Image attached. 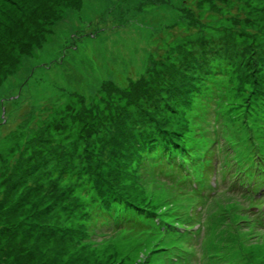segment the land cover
Here are the masks:
<instances>
[{
  "label": "rangeland",
  "instance_id": "obj_1",
  "mask_svg": "<svg viewBox=\"0 0 264 264\" xmlns=\"http://www.w3.org/2000/svg\"><path fill=\"white\" fill-rule=\"evenodd\" d=\"M11 13L22 15L27 28L38 14L41 22L30 32L39 42L26 54L14 49L18 65L0 79V264H167L163 252L148 254L159 245H143L140 231L107 226L86 241L81 204L98 198L157 206L168 194L172 204L182 201L159 182L152 192L136 178L128 151L122 164L112 153L131 128L139 147L160 138L162 130L142 122L162 114L166 126L194 133L191 105L181 107L183 98L174 104L161 91L182 73H194L188 84L196 88L190 96L196 106L212 85L236 86L219 109V138L225 152H232L228 141L235 143L240 174L254 177L249 139L263 133L264 0H0V23ZM174 70L177 79L169 74ZM161 96L168 100L153 106ZM223 187L207 211L210 199L201 201L205 226L187 245L192 258L182 244L178 253L189 264H264L258 203L251 207L238 196L243 188L233 195Z\"/></svg>",
  "mask_w": 264,
  "mask_h": 264
},
{
  "label": "trees",
  "instance_id": "obj_2",
  "mask_svg": "<svg viewBox=\"0 0 264 264\" xmlns=\"http://www.w3.org/2000/svg\"><path fill=\"white\" fill-rule=\"evenodd\" d=\"M79 5L80 1L75 3L74 7H79ZM34 13V11L31 12V18ZM37 16H41V14ZM37 16L35 20L33 19L34 22L30 23L32 26L29 25L28 28L25 25L24 19L20 18L22 15L18 17V15L12 13L4 22L0 23V79L2 75L12 71L18 65V60L13 55L14 49L18 47L20 49V54H26L30 52L34 44L39 42L40 36H37L34 32V35L30 33L38 27L35 25H39L41 22L38 21L39 17ZM2 67H5V69L3 70ZM191 68H195L194 65ZM177 71L178 70H174L169 73L171 79H177ZM182 74L183 79L177 80L175 83L164 82L161 91H164L166 94L170 93L171 98L174 100V104L183 98V106L181 105V107L191 105V110H193L194 113L187 118L189 124L193 126L194 133L192 135H186L182 127L180 129H174L166 126V123L163 122V114L161 116L158 115L157 120L154 118L147 119L142 122L143 127L152 130L158 128L162 130V136L160 138L149 139V142L139 147V144L134 145L135 132L133 128H131L132 130L128 133L130 138L126 136L124 140H121L123 143L120 141L113 146L112 153L119 158L118 164L123 163L124 152L128 151L132 155L129 168L131 172L135 174L136 178L143 183L151 184L165 182L171 185L172 189L174 188V190L178 192L176 193V200H178L187 192L190 193L187 191V187H189L191 191L195 190L191 183L194 184L196 188L203 191H206V188H212L211 184L208 182L206 183V178L210 176L208 169H215L213 160L218 155L221 165L222 160L224 164L221 166L220 179L224 183L229 184L233 178L237 179V183L234 181L231 189L238 190V188H243L245 190L242 192L239 191L238 195L243 198L248 197V200H257L253 195L248 193L249 190L251 192L253 191L251 185H245L252 177L249 178L248 176H244V174H240L239 168L243 164L241 158H237L235 161L232 158L235 143L228 141V146L232 152H225V149H223L225 145L221 143V139L219 138V133L223 131L221 130L223 118L221 117L219 109L226 96L232 92L233 89L236 90V86H224L222 91L220 90L221 87H217L219 88L217 89L216 86L212 85L208 89L209 92H205L203 95L198 96L201 97L203 104L199 103V105L196 106L193 105V100L190 99V96L194 93V89L196 88H194L195 86L192 81L188 84L189 80L193 78L192 74L194 73L192 72L189 77H185L187 75L185 73ZM182 88H185L183 94L180 93V89ZM146 89H144L146 96L153 95L154 92L150 91L152 89ZM149 91L150 93H147ZM177 96L178 98H176ZM137 97L138 96H136V98ZM135 99L133 96L131 102L134 100V102L137 103ZM159 100L167 101L168 98H166V96H161L159 99L157 98V102L152 101L153 106H155ZM217 101H219V105H216ZM137 106L139 107V112H141L140 103H138ZM149 106L151 107L150 104ZM231 107L232 106L229 105L227 111L232 114ZM236 113L238 114L239 111L236 110L233 114L236 116ZM259 128V131H263V133H258L256 135L250 133L249 141L251 143V148L249 150L251 151V160L255 166L254 178L257 179L258 184H262L264 183V116L259 123ZM210 136L215 137L209 138ZM198 138H202L203 143H197L196 139ZM215 144L217 155L213 153V146ZM224 155L231 157V162H228V158H225ZM232 161L234 162L232 163ZM200 167H204L202 170L203 176L200 175ZM230 167L231 169H227ZM232 172H235V175L231 174ZM194 173L198 174L197 178L193 176ZM165 178H170V180L167 181ZM136 184L138 185V183ZM150 187H152V192L157 191L154 184L149 185V188ZM120 194L122 196L124 195L122 192H120ZM100 195L104 196L105 193L101 191ZM210 196L212 197V195ZM124 198L126 197L124 196ZM163 198H166V195H161V204L157 202V206H155V204L151 205L149 202L142 204V202L134 199L123 201L96 198V200L92 202H84L83 205L81 204L80 234L85 240L86 238L96 239V237L104 235L106 232L104 228L107 226L115 228V230L117 228L119 230L124 228L126 230H131V232H142L139 234L142 235L141 243L152 247L158 242L159 236L162 234L169 235L172 231V215L163 213L164 208L165 211L168 208V202H164V200H162ZM175 207L176 205H173L172 208ZM128 209H131L133 213L128 211ZM127 233H129V231H127ZM146 236L156 237V240H147ZM149 249L153 251L151 248H148V254ZM165 261L168 264L166 255Z\"/></svg>",
  "mask_w": 264,
  "mask_h": 264
}]
</instances>
